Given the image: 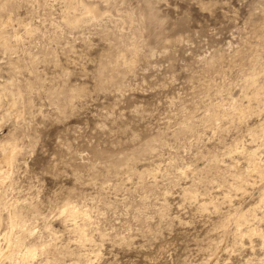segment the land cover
Here are the masks:
<instances>
[{"label": "clouds", "instance_id": "9594fccd", "mask_svg": "<svg viewBox=\"0 0 264 264\" xmlns=\"http://www.w3.org/2000/svg\"><path fill=\"white\" fill-rule=\"evenodd\" d=\"M0 264H264V0H0Z\"/></svg>", "mask_w": 264, "mask_h": 264}]
</instances>
